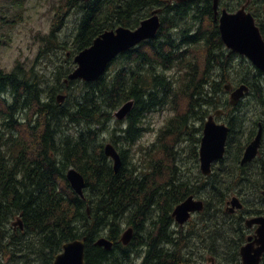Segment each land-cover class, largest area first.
Instances as JSON below:
<instances>
[{
  "label": "trees",
  "instance_id": "trees-1",
  "mask_svg": "<svg viewBox=\"0 0 264 264\" xmlns=\"http://www.w3.org/2000/svg\"><path fill=\"white\" fill-rule=\"evenodd\" d=\"M12 1L20 7L25 2ZM247 1L220 4L237 8ZM249 3L254 14L264 13V0ZM158 7L163 22L156 37L120 54L115 70L96 81L64 82L75 67L74 55L101 33L121 25L136 28ZM73 8L81 16L71 55L64 54L51 80L21 64L11 71L0 67V264H53L63 244L77 238H86V264H134L140 256V264H185L184 238L174 243L170 230L173 209L198 195L204 198L203 211H220L225 202L216 196L228 193V185L197 172L203 123L222 108L233 138L235 122L244 129L248 121L247 114L236 112L244 100L231 106L224 88L230 64L219 50L224 44L212 0H61L47 36L48 50L66 51L68 43L57 32ZM256 19L264 35V14ZM216 65L221 81H211ZM253 82L248 96L264 106V86ZM60 93L66 94L63 103L57 100ZM130 99L135 104L126 126L116 121L111 127L115 111ZM165 107L174 114L159 128L156 141L139 146L140 156L133 160L147 113ZM257 119H264V110L253 118V127ZM106 141L122 155L119 172L104 152ZM245 145H237L235 161ZM254 161L264 163V143ZM72 166L86 177L84 197L67 179ZM199 173L208 179L205 187ZM255 183L250 178L243 188L264 186ZM17 218L24 228L13 226ZM125 222L135 228L127 246L120 239ZM102 235L112 242L110 249L96 244Z\"/></svg>",
  "mask_w": 264,
  "mask_h": 264
},
{
  "label": "water",
  "instance_id": "water-1",
  "mask_svg": "<svg viewBox=\"0 0 264 264\" xmlns=\"http://www.w3.org/2000/svg\"><path fill=\"white\" fill-rule=\"evenodd\" d=\"M87 1V0H85ZM178 2L185 0H176ZM219 0H214V11L216 18L218 17ZM161 8L152 11L151 15L140 23V25L131 29L126 26H119L116 29L106 30L99 35L93 44L75 55L77 67L69 75V79H82L84 81H95L100 78L107 70L109 64L122 52L138 45L144 40L152 39L157 35L161 27L160 12ZM219 27L222 39L228 48L242 55L247 56L259 69L264 71V38L259 26L256 24L255 17L247 10V4L243 5L235 12H230L226 8L222 10L219 18ZM68 81V79H66ZM232 84H227L226 89L230 90L229 101L232 105L239 104L241 99L249 92L247 84H241L235 89ZM65 95L58 96L59 102H63ZM134 101L126 102L116 113L118 119H124L131 111ZM223 110L218 109L211 114L205 122L204 134L200 146V164L201 170L205 174H210L212 163L224 156L226 149V141L230 128L225 123H218L215 116L221 115ZM262 141V129L258 131L256 137L248 144L244 152L242 162L252 161L259 152ZM105 154L114 160V168L116 172L122 167L123 161L120 153L112 143H107L104 147ZM67 179L72 188L80 195L84 196V188L86 186L85 176L75 167L69 168ZM264 194V192H263ZM228 207L229 211L241 206L238 197H234ZM204 202L196 199L193 195L187 197L178 204L173 215L177 221L184 223L191 215V212L203 210ZM248 225L254 223L259 224L257 237L254 241H250L241 249L244 264H260L262 255L264 254V216L248 219ZM20 225L22 221L18 219L14 225ZM134 229H127L122 241L129 244L133 238ZM97 244L105 246L107 249L112 247V243L102 237ZM255 244L258 245L255 248ZM86 239H74L63 244V250L55 256L53 264H86L85 260Z\"/></svg>",
  "mask_w": 264,
  "mask_h": 264
},
{
  "label": "flooded vegetation",
  "instance_id": "flooded-vegetation-1",
  "mask_svg": "<svg viewBox=\"0 0 264 264\" xmlns=\"http://www.w3.org/2000/svg\"><path fill=\"white\" fill-rule=\"evenodd\" d=\"M225 48L226 47L221 46L219 50L222 51L221 53L223 55L231 57L233 52H230V54L227 55ZM215 68H217V65L211 69ZM252 69L251 70L255 75V79H253L255 83H253L256 84L257 82L260 86L264 85V74L262 72H258L257 68L252 67ZM231 72L232 74L237 73L235 70H231V68L228 69V78L224 83V87L228 83L233 85V89L241 84H247L251 89L253 85L250 82H252V80L243 77L232 78L230 75ZM220 73L222 72L219 69L214 70L212 72L213 77L211 78V81H221L224 79L220 76ZM248 74H250V72H248ZM240 108L241 106L239 107V110ZM237 111L238 110H236V112ZM220 120L219 122H224ZM225 123L229 125L227 122ZM203 127L204 126H202L201 129V137ZM249 128L247 127V129L241 133L240 137H237L235 140L236 142L234 141V137H231L233 134L231 135L230 130V134L227 139L226 155L229 153L232 146L236 150L238 144H246L238 160L223 161L222 159L212 163V169L209 175H212V177L216 180L215 183L228 185V193L216 196L217 201L224 200V209L220 211L212 210L207 212L203 211L204 209L193 211L191 212L189 219L183 224L177 221L172 212L173 220L170 224V230L173 234L174 243H177L181 237L184 238L183 251L186 255L185 264H244L241 249L244 245L250 241H254L257 237L259 224L254 223L253 225H248L247 221L248 219L264 216V186H261L260 189L254 188V190H249L243 188V183L248 181L250 178L256 180L255 184L257 185L264 183V163L254 161L260 156L264 143V119H257L255 127L252 125V130H249ZM260 128L262 129V143L260 151L254 160L243 163L242 157L246 146H248V144L256 137ZM251 133L253 134L251 139L247 140V137L251 135ZM197 170H199L197 172H201L202 175H206L201 170L200 164ZM202 175L199 173V181L205 187V185L208 184V179H203ZM194 196L196 198H200L198 195ZM235 196L240 198L241 206L232 212L228 211L227 207L230 205L231 199ZM252 208H258L259 210H251ZM213 214L215 215L213 216ZM209 223H217L220 227L216 230H212ZM254 246L255 248L258 247L257 244ZM260 264H264V254Z\"/></svg>",
  "mask_w": 264,
  "mask_h": 264
},
{
  "label": "rangeland",
  "instance_id": "rangeland-1",
  "mask_svg": "<svg viewBox=\"0 0 264 264\" xmlns=\"http://www.w3.org/2000/svg\"><path fill=\"white\" fill-rule=\"evenodd\" d=\"M61 0H25L23 7L17 6L12 0H0V66L5 70L10 71L16 65L22 64L24 68H34L42 73L46 74L50 80L53 78V68L59 63L63 62L64 54L70 52L73 47V39L76 33L77 24L81 16V10L79 8H73L63 20V24L60 30L57 32L58 39L61 42H67V49H47L48 40L47 36L51 32L52 22L56 15L55 6L60 3ZM229 9H236L232 6L227 7ZM252 13L253 10L249 9ZM254 14V13H253ZM263 14L260 11L254 15L262 19ZM16 20L17 22H13ZM12 22V24H11ZM227 55L230 54V50L225 48ZM228 59L231 66V70H235L237 73L231 72L232 78H247L254 81L255 75L252 71V63L248 58L241 55H234ZM119 65V60H115L109 67V70L113 71ZM252 69V70H251ZM174 71L169 72L173 75ZM250 72V74H248ZM264 86V85H262ZM264 106L257 103L252 96H247L243 101V104L237 112L241 114H247L248 121L245 124V128L240 126L239 122H235L234 129V141L239 138L241 133L253 125V118H257V114L261 113ZM171 108H163V110H154L147 113L148 115L144 119L142 135L135 142L133 147L132 159L138 160L139 146L141 144H151L156 141V135L160 127H162L166 121L173 115ZM117 119L111 121L110 126L116 125ZM126 120L123 121V125L126 126ZM199 126V124H198ZM104 137L108 139L110 133H105ZM109 142V141H106ZM236 142V141H235ZM185 143L182 147H185ZM184 153L187 149H182ZM235 148L232 146L227 154V161L234 160ZM131 225L124 223L123 230L129 229ZM121 233V234H122ZM141 254V253H140ZM134 254L131 259H133ZM142 257L134 259V264H140ZM130 264V262H128Z\"/></svg>",
  "mask_w": 264,
  "mask_h": 264
},
{
  "label": "bare ground",
  "instance_id": "bare-ground-1",
  "mask_svg": "<svg viewBox=\"0 0 264 264\" xmlns=\"http://www.w3.org/2000/svg\"><path fill=\"white\" fill-rule=\"evenodd\" d=\"M84 19H85V18H84ZM162 22H163V21H162ZM133 28H134V27H133ZM166 29H167V28H166ZM200 29H201V28H200ZM167 31H168V29H167ZM193 32H194V31H193ZM197 32H198V30H197ZM168 33H169V32H168ZM262 33H263V32H262ZM182 41H185V40H182ZM219 44H220V43H219ZM221 44H222V43H221ZM221 44H220V45H221ZM217 45H218V44H217ZM136 48H137V47H136ZM214 51H215V50H214ZM221 52H222V51H221ZM215 54H216V52H215ZM217 54H218V53H217ZM218 55H219V54H218ZM218 55H217V56H218ZM181 197H182V196H181ZM131 227L134 229V232H135V228H134V226L131 225L129 228H131ZM125 231H126V230H124L123 233L121 234V238H120V239H121L122 244L125 245V246H127V245H129L132 241H131L129 244H124V243H123V241H122V236H123V234H124ZM163 233H164V232H163ZM102 237H104V238H106L108 241H110L106 235H102L100 238H102ZM100 238H98L97 241H98ZM97 241H96V244H97ZM110 242H111V241H110ZM111 243H112V242H111ZM98 245H99V244H98ZM112 245H113V244H112ZM100 246H101V245H100ZM132 246H133V245H132ZM103 247H105V246H103ZM105 248H106V247H105ZM133 248H134V246H133ZM127 252H128V251H126V254H127ZM123 254H124V253H123ZM126 254H125V255H126ZM123 256H124V255H123Z\"/></svg>",
  "mask_w": 264,
  "mask_h": 264
},
{
  "label": "crops",
  "instance_id": "crops-1",
  "mask_svg": "<svg viewBox=\"0 0 264 264\" xmlns=\"http://www.w3.org/2000/svg\"><path fill=\"white\" fill-rule=\"evenodd\" d=\"M163 261H164V260H163ZM165 262H166V261H164V263H163V264H165ZM159 263H160V262H159ZM167 264H168V263H167Z\"/></svg>",
  "mask_w": 264,
  "mask_h": 264
}]
</instances>
